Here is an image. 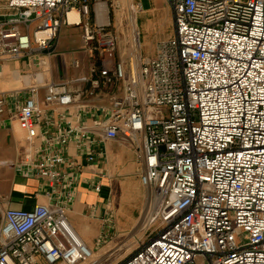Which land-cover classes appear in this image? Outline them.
Wrapping results in <instances>:
<instances>
[{
  "label": "built area",
  "instance_id": "built-area-1",
  "mask_svg": "<svg viewBox=\"0 0 264 264\" xmlns=\"http://www.w3.org/2000/svg\"><path fill=\"white\" fill-rule=\"evenodd\" d=\"M1 1L14 14L0 23V60L49 55L60 27L74 25L89 73L102 76L106 92L121 85L99 126L105 138L137 148L147 207L154 206L148 223L158 226L118 264H264V0H167L172 36L153 55L134 54L127 62L116 57L111 0ZM103 3L107 23L97 21ZM132 3L143 12L138 0ZM72 67L79 69L78 58ZM90 83L99 87L97 79ZM44 87L46 103L73 100L64 83ZM35 94L32 87L16 112L28 152L36 137ZM4 107L0 97V113ZM54 138L57 147L67 135ZM38 152L32 166L40 177L54 178L63 155ZM92 255L61 205L3 211L0 264H77Z\"/></svg>",
  "mask_w": 264,
  "mask_h": 264
},
{
  "label": "crops",
  "instance_id": "crops-1",
  "mask_svg": "<svg viewBox=\"0 0 264 264\" xmlns=\"http://www.w3.org/2000/svg\"><path fill=\"white\" fill-rule=\"evenodd\" d=\"M13 14L0 0V23ZM20 29L30 33L32 26L22 25ZM80 35L79 27L62 25L49 55L24 54L0 60V97L5 99L0 113V222L7 208L30 210L38 203H56L64 207L79 238L97 253L108 242L135 230L145 209L147 190L140 180L143 164L137 148L101 133L99 124L107 118L110 96L120 94L121 85L115 82L106 92L102 76L89 73L90 58ZM74 58L80 60L79 69L72 67ZM81 77L87 80L74 82ZM94 79L99 87L91 85ZM49 83L66 84L74 96L72 102L46 103L44 86ZM32 87L39 112L34 117L36 137L28 152L26 133L17 122L16 112ZM60 135H67V139L55 147L54 137ZM44 148L64 157L52 179L40 177L32 166ZM138 238L132 235L131 239ZM36 264L47 263L38 259Z\"/></svg>",
  "mask_w": 264,
  "mask_h": 264
},
{
  "label": "rangeland",
  "instance_id": "rangeland-1",
  "mask_svg": "<svg viewBox=\"0 0 264 264\" xmlns=\"http://www.w3.org/2000/svg\"><path fill=\"white\" fill-rule=\"evenodd\" d=\"M135 1L136 0H132V2ZM138 2H140L144 11L138 12L133 3L134 10L129 11V13L132 12V14L137 17L138 31L140 33L141 47L137 54L141 56H150L154 54L158 43L169 39L173 34L172 11L169 8L167 0H138ZM108 3L109 19L118 39L116 57L127 62L129 57L132 56L131 58H134V51L130 48V38H127L128 42L123 40L124 35L127 37L130 30L128 19L126 18L129 8L123 6L117 0H111V3L110 1ZM118 16L123 23L122 29L118 28V25H116ZM151 212L152 210L147 207L146 201L145 209L135 230L131 231L126 236H121L108 242L104 247H101L100 252H93L90 261L77 264H118L122 259L133 254V252L157 229V222L151 225L148 223ZM132 235H137L139 238L133 240L131 239Z\"/></svg>",
  "mask_w": 264,
  "mask_h": 264
},
{
  "label": "bare ground",
  "instance_id": "bare-ground-1",
  "mask_svg": "<svg viewBox=\"0 0 264 264\" xmlns=\"http://www.w3.org/2000/svg\"><path fill=\"white\" fill-rule=\"evenodd\" d=\"M118 2H120L123 6L128 7V16L126 17L128 19V25H129V35L126 37V35H124L123 40L125 42L127 41V38H130V48L134 51V54L137 55L138 51H139V43L137 41V32H136V20L137 17L134 16L132 14V12L129 13V11L134 10V6L132 4V0H117ZM97 21L99 23H107L108 22V17H107V8L106 5L100 4L97 5ZM68 19L70 23H74L77 22V20L79 19L78 17V12L76 9H72L69 14H68ZM118 28L122 29V25L123 23L121 22L120 17H117V24ZM122 31V30H121ZM138 57V56H136ZM150 209L153 210L154 206L152 205L151 207H149Z\"/></svg>",
  "mask_w": 264,
  "mask_h": 264
}]
</instances>
